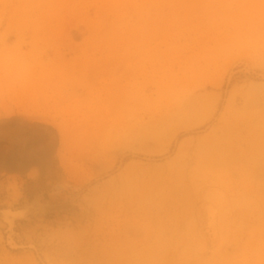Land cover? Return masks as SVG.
I'll return each mask as SVG.
<instances>
[{"label": "rangeland", "instance_id": "1", "mask_svg": "<svg viewBox=\"0 0 264 264\" xmlns=\"http://www.w3.org/2000/svg\"><path fill=\"white\" fill-rule=\"evenodd\" d=\"M0 264H264V0H0Z\"/></svg>", "mask_w": 264, "mask_h": 264}, {"label": "water", "instance_id": "2", "mask_svg": "<svg viewBox=\"0 0 264 264\" xmlns=\"http://www.w3.org/2000/svg\"><path fill=\"white\" fill-rule=\"evenodd\" d=\"M69 205H62V204H54V205H47L45 209L47 211H59L61 209H67Z\"/></svg>", "mask_w": 264, "mask_h": 264}, {"label": "bare ground", "instance_id": "3", "mask_svg": "<svg viewBox=\"0 0 264 264\" xmlns=\"http://www.w3.org/2000/svg\"><path fill=\"white\" fill-rule=\"evenodd\" d=\"M7 112V111H6ZM160 128H162V127H160ZM159 129V128H158ZM30 210V209H29ZM22 215V214H21Z\"/></svg>", "mask_w": 264, "mask_h": 264}]
</instances>
